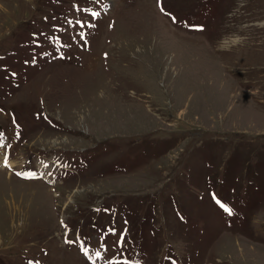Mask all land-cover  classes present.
Returning a JSON list of instances; mask_svg holds the SVG:
<instances>
[{"label": "rangeland", "instance_id": "374dc122", "mask_svg": "<svg viewBox=\"0 0 264 264\" xmlns=\"http://www.w3.org/2000/svg\"><path fill=\"white\" fill-rule=\"evenodd\" d=\"M0 133V264H264V0H0Z\"/></svg>", "mask_w": 264, "mask_h": 264}, {"label": "snow or ice", "instance_id": "6c2138e0", "mask_svg": "<svg viewBox=\"0 0 264 264\" xmlns=\"http://www.w3.org/2000/svg\"><path fill=\"white\" fill-rule=\"evenodd\" d=\"M96 15H98V14H97V13H93V16H96ZM199 30H203V29H199ZM2 140H3V135H2V133H0V141H2ZM0 147H4V144H3L2 142H0ZM7 162H8V161H7V157H5V161H4L5 166H7ZM18 175H19V173H18ZM213 199L215 200V202L219 205V207H220L223 211H225V212H226L227 214H229V215L232 214L231 209L228 208L224 203H222L221 201H219L215 196L213 197ZM85 255H87V251H86V250H85ZM96 255L99 256L100 253L97 252Z\"/></svg>", "mask_w": 264, "mask_h": 264}, {"label": "clouds", "instance_id": "9594fccd", "mask_svg": "<svg viewBox=\"0 0 264 264\" xmlns=\"http://www.w3.org/2000/svg\"><path fill=\"white\" fill-rule=\"evenodd\" d=\"M245 40H246V37L236 35L233 40V46L242 45Z\"/></svg>", "mask_w": 264, "mask_h": 264}, {"label": "bare ground", "instance_id": "6f19581e", "mask_svg": "<svg viewBox=\"0 0 264 264\" xmlns=\"http://www.w3.org/2000/svg\"><path fill=\"white\" fill-rule=\"evenodd\" d=\"M230 43H233V40H231ZM230 43H229V41L224 40V41L222 42V45H221V43H220V47H223V46H225V45H227V44H230Z\"/></svg>", "mask_w": 264, "mask_h": 264}]
</instances>
